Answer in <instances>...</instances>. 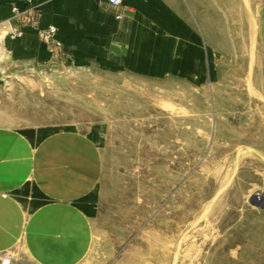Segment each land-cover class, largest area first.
<instances>
[{
  "label": "rangeland",
  "instance_id": "374dc122",
  "mask_svg": "<svg viewBox=\"0 0 264 264\" xmlns=\"http://www.w3.org/2000/svg\"><path fill=\"white\" fill-rule=\"evenodd\" d=\"M211 1V15H192L211 29L196 77L0 60V131L98 136L78 264H264V0Z\"/></svg>",
  "mask_w": 264,
  "mask_h": 264
},
{
  "label": "crops",
  "instance_id": "0c3cea01",
  "mask_svg": "<svg viewBox=\"0 0 264 264\" xmlns=\"http://www.w3.org/2000/svg\"><path fill=\"white\" fill-rule=\"evenodd\" d=\"M212 12L211 0H125L119 8L105 0H0V60L6 67L63 60L157 79L196 77L206 68L211 29L206 16L198 33L192 15ZM50 27L52 39L41 40ZM13 28L21 34L11 36ZM37 135L0 131V264L4 255L11 264H78L97 215L99 139L72 130Z\"/></svg>",
  "mask_w": 264,
  "mask_h": 264
},
{
  "label": "built area",
  "instance_id": "2783aa9c",
  "mask_svg": "<svg viewBox=\"0 0 264 264\" xmlns=\"http://www.w3.org/2000/svg\"><path fill=\"white\" fill-rule=\"evenodd\" d=\"M110 6L114 8H119L123 5L125 0H105ZM13 11L17 13V9L13 7ZM120 18V16H118ZM29 24H35V19L31 18L29 21ZM56 29L55 27H50L47 30L40 32V38L41 40H51L52 36L54 35ZM21 34V29L19 28H13L11 32V36H19ZM12 263V257L10 255H4L1 261V264H11Z\"/></svg>",
  "mask_w": 264,
  "mask_h": 264
}]
</instances>
